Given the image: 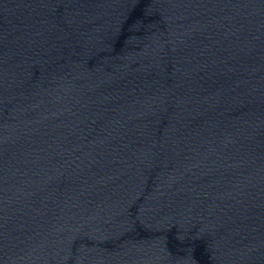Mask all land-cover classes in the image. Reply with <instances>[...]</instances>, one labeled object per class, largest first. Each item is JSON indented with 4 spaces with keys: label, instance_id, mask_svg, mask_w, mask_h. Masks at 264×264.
<instances>
[{
    "label": "water",
    "instance_id": "95a60500",
    "mask_svg": "<svg viewBox=\"0 0 264 264\" xmlns=\"http://www.w3.org/2000/svg\"><path fill=\"white\" fill-rule=\"evenodd\" d=\"M0 264H264V0H0Z\"/></svg>",
    "mask_w": 264,
    "mask_h": 264
}]
</instances>
